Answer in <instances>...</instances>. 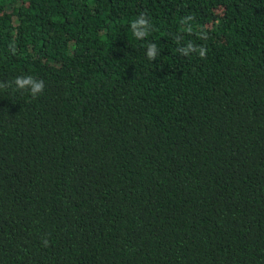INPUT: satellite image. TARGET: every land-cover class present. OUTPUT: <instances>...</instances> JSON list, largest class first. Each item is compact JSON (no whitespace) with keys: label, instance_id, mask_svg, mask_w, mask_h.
Masks as SVG:
<instances>
[{"label":"trees","instance_id":"obj_1","mask_svg":"<svg viewBox=\"0 0 264 264\" xmlns=\"http://www.w3.org/2000/svg\"><path fill=\"white\" fill-rule=\"evenodd\" d=\"M0 84V264H264V0H0Z\"/></svg>","mask_w":264,"mask_h":264},{"label":"clouds","instance_id":"obj_2","mask_svg":"<svg viewBox=\"0 0 264 264\" xmlns=\"http://www.w3.org/2000/svg\"><path fill=\"white\" fill-rule=\"evenodd\" d=\"M149 21L141 14L136 20L131 24L133 34L137 39H141L149 34ZM189 47H192L189 43ZM155 55V45L150 46L147 56L149 59H153ZM199 55L201 57L205 56V50L203 48L199 49ZM14 84L18 90L30 91L33 97L38 96L42 93L44 89V82L42 80H37L32 76H22L16 77ZM0 87H6L5 84H0Z\"/></svg>","mask_w":264,"mask_h":264}]
</instances>
